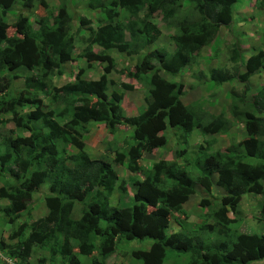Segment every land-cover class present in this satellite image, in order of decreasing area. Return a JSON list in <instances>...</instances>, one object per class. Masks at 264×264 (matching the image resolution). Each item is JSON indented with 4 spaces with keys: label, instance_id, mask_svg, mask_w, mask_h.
<instances>
[{
    "label": "trees",
    "instance_id": "16d2710c",
    "mask_svg": "<svg viewBox=\"0 0 264 264\" xmlns=\"http://www.w3.org/2000/svg\"><path fill=\"white\" fill-rule=\"evenodd\" d=\"M238 1L134 0L126 9H130L135 18L143 11L145 24L138 28L137 23L132 22L128 30L132 39L143 40L141 49L145 54L131 77L140 81L146 79L152 86L145 107L137 116L127 117L118 103L109 100L105 81L77 82L56 90L70 96L73 101V113L63 124L57 119L63 118L61 114L42 111L43 105L36 98V93L37 88L50 76L60 75L62 65L72 59L71 19L65 10L52 19L51 25L46 24L49 20L45 18L38 37L32 35L29 19L22 15L15 24L16 36L7 37L5 27L0 24V93L10 87L11 79L17 78L15 72L18 69L29 71L37 77L32 76L30 81L27 80L36 90L29 88L18 95L0 97V114L11 116L20 129L33 127L27 136L14 139L9 147H5V152L0 149V171L4 173H0V178H6L8 168L17 169L9 174V186L0 187V199L8 203L3 218L13 224L24 215V223L8 236L11 240L18 239L19 245L0 248L7 250L3 253L5 259L14 262L21 260L18 264H22V259L28 258L31 253V245L36 244L39 249L50 252L51 261L63 258L66 264H79L70 245L72 237L79 254L91 258V264H106V259L116 252L122 240L152 242L148 250L131 253L132 258L142 264H163L166 248L176 253H190L189 264H244L245 258L264 260V235L234 233L232 241L201 246L183 233L166 234L173 217L176 224L181 225L185 221V217L175 215L184 216L182 206L194 195L196 185L210 193L214 186V175L217 177L215 186L221 188L224 195L219 209L211 215L215 223L206 227L209 231L217 226L226 229L232 225L235 220L228 215L237 216L245 195L262 196L260 215L264 218V85L249 96L250 79L262 69V51L250 56L244 62L242 71V56L234 42L228 55L232 70H214L209 76V81L216 87L232 82L241 85L240 93L232 91L229 94L230 110L236 121L243 119L247 145L238 141L223 151L203 154L200 163L195 160L187 163L191 169L196 168L195 178L187 175V168L158 161L149 173L134 182L129 206H112L109 200L114 191L119 196L127 192L123 182L119 183L114 167L126 163L128 174H139L144 153L151 155L156 150H169L168 140L163 133L181 87L175 92L160 74H179L194 57L209 47L222 28L233 24V7ZM256 1L264 10V0ZM14 2L0 0L2 16L6 15ZM117 2L124 4L126 0ZM185 2L193 12L192 16L179 18ZM87 5L89 13L101 11L106 16V21L89 34V46L98 47L102 54L116 51L131 55V46L125 42L121 25L114 23L112 10L104 6L103 0H89ZM156 17L165 26L178 28V35L173 37L176 49L169 58L162 52L146 51L160 35L157 26L149 24V20ZM4 43L6 45L2 47ZM20 110L30 111L23 117L19 115ZM202 114L207 115L204 111ZM208 118L202 121L200 117H195L190 122H182L184 134L189 135L196 129L195 122L204 136L217 135L230 127L229 121L222 116L210 115ZM90 123L104 124L110 128V133L117 125L130 128L132 144L126 154H113V150L107 147L104 155L92 160L83 141V135L89 133ZM35 124H39V127H35ZM171 136L175 140L179 138L176 130L171 132ZM67 147L76 153L67 155ZM45 183H48L49 193L43 199L47 215L31 225L27 223L29 237L21 242L27 229L26 221L29 220L26 200L39 193ZM76 193L83 196L84 212L80 219L72 220L70 215L75 201L71 196ZM207 204L204 201L201 206ZM223 231L227 233L228 229ZM7 263L1 261V264Z\"/></svg>",
    "mask_w": 264,
    "mask_h": 264
},
{
    "label": "rangeland",
    "instance_id": "374dc122",
    "mask_svg": "<svg viewBox=\"0 0 264 264\" xmlns=\"http://www.w3.org/2000/svg\"><path fill=\"white\" fill-rule=\"evenodd\" d=\"M89 0H15L14 5L8 10L5 16H2V7H0V24L6 29L7 37L16 36L15 24L20 15L26 16L29 19V29L32 35L39 36L40 25L45 18H48L46 24L51 25L52 19L61 11L65 10L66 14L71 19L70 22V36L73 39V53L71 61L64 63L61 68L60 75L53 74L44 83L37 88L36 98L42 102V111H53L54 115H60L63 118L60 124L65 123L73 113V101L70 96H65L56 90L65 85L75 83H85L90 81H105L107 83V94L110 101H114L121 106L123 114L127 117L137 116L145 107V100L148 98V92L152 86L144 79L142 81L134 79L131 75L136 66H138L145 54L141 49L144 42L140 38L132 39L128 25L132 22L137 23V27L145 24L144 12H139L138 18L131 15V10L126 9L134 0H126L124 4L117 2V0H103L104 6L112 10L114 23H118L124 30L125 42L131 46V55L117 53L111 51L102 54L95 46L90 47L88 44L89 34L94 31L98 25L105 22V13L96 11L89 13L87 11V3ZM183 12L179 18H188L192 16L190 7L185 2L183 4ZM234 22L230 27H225L220 30L212 44L202 50L191 62L177 75L169 76L164 73L160 77L168 81L172 89L176 92L178 87L180 89V96L177 103L170 109L166 120L167 129L163 133L168 140L169 150L165 152L163 149L158 150L151 155L143 154L140 164L142 169L139 174L130 175L127 173V164L115 167L119 176V183L123 182L127 192L121 196L117 191L109 198L112 206L129 205L131 204V196L134 190V182L144 177L149 173L153 164L158 161H166L174 163L177 168H187V175L190 178L197 176L196 168L188 167L189 162L195 160L197 163L201 162L203 154L214 151H223L231 145L241 142L247 145L245 131L243 127V119L238 122L232 116L230 110V92H241V85L236 82L224 84L221 87L214 86L209 81L210 73L214 70L230 71L233 65L228 63V55L231 53L234 42L238 46V51L241 53V70L244 71V62L252 55L259 51L264 53V10L256 0H240L233 7ZM50 18V19H49ZM150 25H156L160 32L158 39L146 48L149 52H162L167 58L171 57L175 52L176 45L173 37L177 36L178 28L175 26H165L159 17L149 20ZM5 43L2 47H5ZM235 66V65H234ZM15 74L17 78L10 80L9 88L2 95L11 96L18 95L24 89L36 90L27 80H31V72L18 69ZM264 85V60L262 69L250 79L251 94H254L258 89ZM130 88V89H128ZM30 110H20V116H26ZM202 111L207 115H203ZM26 114V115H25ZM194 114L193 116H191ZM222 116L229 121V129L217 135H202L199 125L195 122V130L185 135L182 122H190L195 117H200L202 121L209 119L208 116ZM22 117V118H23ZM39 127V124H35ZM32 126H25L20 129L13 122L9 115L0 114V149L5 152L10 143L18 138L27 136ZM89 133L83 135L85 143V150L92 160L98 159L105 154L107 147L115 153L126 154L128 147L132 144L131 135L132 130L124 125H117L113 132L110 133L104 124L90 123L88 125ZM176 130L179 138L173 139L171 132ZM6 147V148H5ZM76 151L70 147L66 148V154H75ZM111 156H114L111 154ZM70 164V163H69ZM197 165V164H196ZM200 165V164H199ZM198 165V166H199ZM8 168V167H7ZM7 169L6 178H0V187L9 186V174L11 170L15 172L16 167ZM1 174H4L0 171ZM48 183H45L40 188L39 193L27 198L26 206L29 210V217L26 221L31 225L39 219L47 215L44 208L43 199L48 195ZM210 198L207 197L214 210L218 207L221 196L224 195L220 189H217ZM201 195L198 189H195L194 195L191 197L199 198ZM74 203L73 211L70 215L72 220H78L83 214V196L81 194H73ZM261 195H245L238 207L237 216H233L235 222L228 226L227 233L219 226L209 231L206 227L214 226V221L211 218L210 208L204 212L199 206L194 207L196 202L185 204L184 215L190 218V222L184 225L183 231L189 235L194 243L201 246L215 245L219 241H232V235L235 234H255L264 235V218L260 215V207L262 203ZM128 201V202H127ZM8 207V203L0 199V248L6 246H17V240H11L8 236L19 229L20 224L24 223V215L20 216L13 224L9 219H4V210ZM184 208V207H183ZM217 209V210H218ZM181 216L183 215H175ZM187 217V219H189ZM230 217V215H229ZM9 224V225H8ZM178 228L175 225V218L173 217L169 229L166 234ZM29 226L24 231L21 237V242L28 239ZM174 232H181V228ZM227 237H224V234ZM151 241H131L122 240L118 243L116 252L106 259V264H142L132 258L133 251H146L151 245ZM70 245L74 255H76L79 264H91V258L82 256L77 249L76 241L70 237ZM32 246V247H31ZM31 253L28 258L22 259V264H64L62 258L54 261L50 260V252L45 249H39L36 244H32ZM7 250L0 249V264L8 262L9 264H18L20 261H12L5 259L3 253ZM190 255L176 253L170 248L165 249V258L163 264H188ZM64 261V263H63ZM7 263V264H8ZM66 264V263H65ZM244 264H264V260L255 261L250 258L244 259Z\"/></svg>",
    "mask_w": 264,
    "mask_h": 264
},
{
    "label": "clouds",
    "instance_id": "9594fccd",
    "mask_svg": "<svg viewBox=\"0 0 264 264\" xmlns=\"http://www.w3.org/2000/svg\"><path fill=\"white\" fill-rule=\"evenodd\" d=\"M240 1V0H239ZM238 1V2H239ZM8 12V11H7ZM22 17H26V16H22ZM27 18V17H26ZM96 30V29H95ZM95 47V46H94ZM98 48V47H97ZM155 152V151H154ZM153 152V153H154ZM165 152H167V151H165ZM144 154H146L147 155V153H144ZM144 157V156H143ZM114 170H115V167H114ZM116 171V170H115ZM216 180H217V177H216V175H214L213 176V180H212V182H213V184H214V186L212 187V189H211V191H210V193H206L205 191H204V189L202 188V187H200L199 185H196L195 186V188L196 187H198V188H200V189H202L203 191H204V193H206L210 198L214 195L213 193H214V191L216 190V188L217 189H220L222 192H223V194H224V191L221 189V188H218V187H216L215 186V183H216ZM208 196H206V198L204 199V201H207L208 202V204H207V206H205L206 207V209H208V208H210L211 206H210V204H211V201L207 198ZM223 196V195H222ZM221 196V197H222ZM131 199H132V196H131ZM188 202V201H187ZM186 202V203H187ZM221 202V201H220ZM185 203V204H186ZM129 206V205H128ZM184 206V205H183ZM183 206H182V208H183ZM219 206H220V204H219ZM217 209H218V207L214 210V208H212L211 207V209H210V213H211V215L215 212V211H217ZM207 212H208V210H206ZM230 215V214H229ZM229 215H228V217H229ZM184 217H185V221L181 224V225H179V224H176L175 223V225H177L179 228H183V226L185 225V222L187 221V217H186V215H184ZM229 218H231V219H233L234 217L232 216V215H230V217ZM171 225V224H170ZM174 232V231H173ZM177 233V232H176ZM180 233H183V234H185L186 236H188V237H190L189 235H187L184 231H181ZM171 234H173V233H171ZM170 235V234H169ZM191 238V237H190ZM192 239V238H191ZM193 240V239H192ZM194 241V240H193ZM151 246V245H150ZM186 254H189L190 255V258H189V261H188V264H189V262H190V259H191V254L190 253H186Z\"/></svg>",
    "mask_w": 264,
    "mask_h": 264
},
{
    "label": "crops",
    "instance_id": "0c3cea01",
    "mask_svg": "<svg viewBox=\"0 0 264 264\" xmlns=\"http://www.w3.org/2000/svg\"><path fill=\"white\" fill-rule=\"evenodd\" d=\"M158 150H156L154 153H156ZM154 153H152V154H154ZM195 189H198L199 191H200V193H201V195H200V197L199 198H197V197H190L189 198V200H188V202L186 203V204H189V202L190 203H193V202H196V204L197 205H195L194 207H200L202 210H204V212L206 211L205 209H206V207L205 206H201V203H203L204 202V199L206 198V196H208L206 193H204V191L202 190V189H200V188H198V187H196ZM128 202V201H127ZM127 206H128V204H127ZM184 208H182V210H183V212H185L186 210H185V204H184V206H183ZM186 217H188V216H186ZM189 218V217H188ZM190 222V218L189 219H187V221L185 222V224H188ZM183 228H184V226H183ZM183 228L181 227V231H183ZM180 228L178 227L176 230H179ZM175 229H174V231H176ZM171 233H176V232H171ZM170 233V234H171Z\"/></svg>",
    "mask_w": 264,
    "mask_h": 264
}]
</instances>
